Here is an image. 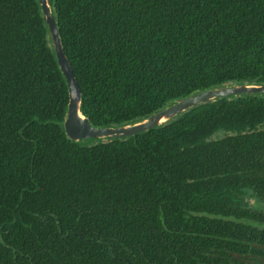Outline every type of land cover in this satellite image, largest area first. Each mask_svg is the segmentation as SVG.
Listing matches in <instances>:
<instances>
[{"label":"trees","instance_id":"trees-1","mask_svg":"<svg viewBox=\"0 0 264 264\" xmlns=\"http://www.w3.org/2000/svg\"><path fill=\"white\" fill-rule=\"evenodd\" d=\"M52 2L95 125L264 83V0ZM68 102L39 1L0 0V264H264V96L88 144Z\"/></svg>","mask_w":264,"mask_h":264},{"label":"water","instance_id":"water-1","mask_svg":"<svg viewBox=\"0 0 264 264\" xmlns=\"http://www.w3.org/2000/svg\"><path fill=\"white\" fill-rule=\"evenodd\" d=\"M38 1L41 6L43 19L47 24L51 45L68 87L69 102L62 125L66 136L72 141L88 144L91 141L99 139L129 138L163 125L184 111L210 100L264 96V83L248 82L217 85L197 90L185 97L178 98L134 122L122 125H95L82 111L83 93L64 49L63 38L54 12L53 2L52 0Z\"/></svg>","mask_w":264,"mask_h":264},{"label":"rangeland","instance_id":"rangeland-1","mask_svg":"<svg viewBox=\"0 0 264 264\" xmlns=\"http://www.w3.org/2000/svg\"><path fill=\"white\" fill-rule=\"evenodd\" d=\"M249 200L254 207L264 210V200H261L256 196H252Z\"/></svg>","mask_w":264,"mask_h":264},{"label":"flooded vegetation","instance_id":"flooded-vegetation-1","mask_svg":"<svg viewBox=\"0 0 264 264\" xmlns=\"http://www.w3.org/2000/svg\"><path fill=\"white\" fill-rule=\"evenodd\" d=\"M256 208V207H255ZM263 210V209H262Z\"/></svg>","mask_w":264,"mask_h":264}]
</instances>
